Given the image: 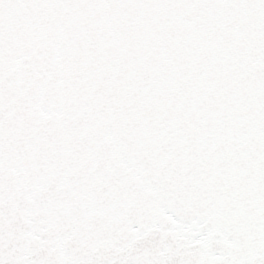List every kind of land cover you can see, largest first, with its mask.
Returning <instances> with one entry per match:
<instances>
[{
	"label": "snow or ice",
	"instance_id": "snow-or-ice-1",
	"mask_svg": "<svg viewBox=\"0 0 264 264\" xmlns=\"http://www.w3.org/2000/svg\"><path fill=\"white\" fill-rule=\"evenodd\" d=\"M0 264H264V0H0Z\"/></svg>",
	"mask_w": 264,
	"mask_h": 264
}]
</instances>
